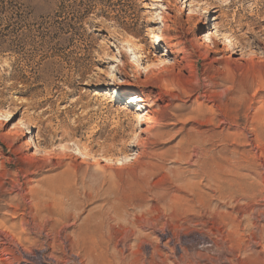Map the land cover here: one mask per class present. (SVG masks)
<instances>
[{"label": "rangeland", "instance_id": "rangeland-1", "mask_svg": "<svg viewBox=\"0 0 264 264\" xmlns=\"http://www.w3.org/2000/svg\"><path fill=\"white\" fill-rule=\"evenodd\" d=\"M235 20L245 26L235 27L238 35L262 49L264 0H0V113L9 107L14 117L0 126V193H7L0 197V264H13L18 246L34 255L32 264L40 247L47 248L45 261L51 264H133L138 258L146 264H264V250L250 247L248 228L264 209V66L256 57L247 63L248 54L201 57L203 37ZM130 44L144 51L142 61ZM171 44H179L175 50L182 53H173ZM176 57L186 60L180 61L186 68L181 75ZM225 58L236 59L229 70L243 86L238 106L224 112L228 123L215 131L217 163L190 145L183 156L187 135L203 147L205 129L186 122L202 99L195 94L171 100L160 93H177L180 82L187 89L191 66L202 82L208 66L222 69ZM121 59L131 67L108 77ZM147 70L152 75L146 82ZM225 86L231 85L218 93ZM25 109L28 130L23 127L10 148L2 135L12 132ZM36 125L47 141L40 150L54 148L53 160H26L36 155ZM64 134L128 160L121 166L93 162L71 150L57 165L59 147L72 143L51 148L50 136ZM213 172H220L218 180ZM56 182L57 190L37 202L27 197L31 189ZM231 219L239 229L227 226ZM257 223L264 227L262 220ZM230 239L250 245L238 250Z\"/></svg>", "mask_w": 264, "mask_h": 264}, {"label": "bare ground", "instance_id": "bare-ground-1", "mask_svg": "<svg viewBox=\"0 0 264 264\" xmlns=\"http://www.w3.org/2000/svg\"><path fill=\"white\" fill-rule=\"evenodd\" d=\"M199 4V3H198ZM205 9H202L201 11H203ZM234 18H232L233 20ZM231 22V21H230ZM250 25V24H249ZM248 25V26H249ZM252 26V25H251ZM235 27H237V29H242L243 27H245L244 25L242 26L241 23L239 21H233L231 23H228V24H225V25H221V26H218L215 28V32L213 35H211L209 38H206V37H203V42H202V45L200 46L204 52H203V56L202 59L203 60H207V58L210 56V55H219V54H225V53H230L231 56H237L239 54L240 56V59L246 55L245 54H248V55H252V58H246L248 59L247 60V63H250V64H253L254 63V59L255 57L262 63V66L263 63H264V38L262 36V40L259 41V43L263 46L262 49H260V45L259 44H256V43H253V42H249L247 41L246 39H243L241 36L238 35V33L235 31ZM261 33V32H260ZM222 42V44H221ZM129 44V43H128ZM180 44V43H179ZM179 44H171L170 47L171 49H174L173 53H175L176 55H179L182 53L181 50H175ZM222 45V49L220 50V46ZM253 46H255L254 48H257V50H261L262 51V57H258L257 55H255V53L252 51V48ZM130 47L132 48V50L137 53L139 56H140V61L143 60V57H141V51L142 49L137 47V45L135 44H130ZM129 49V47H128ZM144 53V51H142ZM260 54V55H261ZM224 56H222L221 58H223ZM254 57V58H253ZM128 58V57H127ZM226 59V58H225ZM244 59V60H246ZM220 60V59H219ZM226 65H224V67L222 69H216L215 67H212V65L210 64L208 66V68L206 69V75L205 76V79L201 82L200 78H199V75H198V72L196 70V68L194 67H189V81H188V88H184L183 86H180V84L184 83V82H180L179 85H177V93L175 91H171V92H165V93H160V95H165L169 98H171V100H181V99H190L193 95L197 94V99H202V105H200L199 107H197L196 109H193L189 114L191 116L187 117L186 119V122L189 124H195L197 126L198 129H205L200 135L201 136H204V142L202 141V145L203 146L202 148L200 147L198 141H196V137L195 135H187L185 139H183L182 142L183 143V149L181 154L184 156L185 152H187V147L188 145H190L192 148H193V151L199 156V157H203L204 156H212V158H214V162L217 163L215 161V156H217V152L213 149L214 148V144L217 142L215 139L218 138V132L216 133V129H218L221 125H225L226 123H228L227 121L229 119H227L226 115H225V111L228 109V108H235L236 106H238V101L237 99H240V98H237L236 99V96L239 95L241 92L239 89H241L240 87H242L241 85H239V83L235 84L234 80L232 81L233 79V75H232V71L229 70V64L232 62H235L236 59H234L233 61L230 60V59H226ZM243 60V62H245ZM257 60V61H258ZM181 62H186L185 58L184 57H176L175 58V62H176V66L179 68L178 70V73L181 75V72L183 70H185V66L184 67H180L179 65L181 64ZM225 61V60H224ZM242 61V60H241ZM213 62H217L216 59L213 61ZM223 62V61H222ZM258 62V63H260ZM257 63V64H258ZM131 63H129L128 60H125L123 61L122 59L118 61L117 63V66L115 67V69H113L112 71H107L106 73L108 74V77L110 78H117L118 76L122 75L123 71H125L127 69V67H131L130 65ZM173 65V64H172ZM175 65V64H174ZM221 65V64H220ZM240 65V64H239ZM244 65V64H242ZM259 65V64H258ZM261 65V64H260ZM257 66V65H256ZM175 67V66H174ZM173 67V68H174ZM217 68H220V67H217ZM255 68V67H254ZM132 70V69H131ZM249 70V69H248ZM151 70H147V73L145 74V81L147 82L148 80L151 79ZM174 73V72H173ZM251 73V72H250ZM136 75V73H135ZM150 75V76H149ZM178 75V74H176ZM179 76V75H178ZM107 77V78H108ZM181 77V76H180ZM109 78V79H110ZM138 79V78H137ZM179 79H182V78H179ZM200 79V80H199ZM231 79V81H230ZM247 79V78H246ZM182 81V80H181ZM246 81V80H245ZM230 83L231 86H229L228 88H226L227 86H225L226 89L223 90L222 93H218L217 89L220 88V87H223L224 84H227V83ZM184 85V84H183ZM176 86V85H175ZM156 88V86H155ZM245 88V86H244ZM157 89H159L157 87ZM162 90V89H161ZM244 93V92H243ZM242 96V95H241ZM242 99V98H241ZM246 100V99H245ZM250 100V99H249ZM138 102H143L141 101V99H139ZM208 105H210V107H208ZM26 110V111H25ZM23 114L19 117L18 119V122L16 124V126L12 129V132L8 133V134H4L2 135V137L8 142V144L10 145V148H13L15 147L16 144H18L20 138L22 137L21 136V132L20 130L23 129V127H25V122H27V119L29 117L28 113H27V109H25ZM234 110V109H233ZM232 110V111H233ZM236 110V109H235ZM229 111V110H228ZM259 113V112H258ZM257 113V115H258ZM6 115L5 118H8L6 119L3 123H0V126H6L8 123H10L14 117H13V111L12 109H10L9 107H7L6 109L4 108L2 110V113H0V117H2L3 115ZM236 115V114H235ZM260 116V114H259ZM222 117L225 119V120H222ZM160 118H164V116H161ZM150 120L152 121H155L156 119H152V118H149ZM235 119V118H234ZM147 120V119H146ZM258 120V119H257ZM259 121V120H258ZM40 124L42 125V123L40 122ZM234 124V123H233ZM37 129H38V133L36 135L37 137V141H38V145L34 146V148L36 149V155H27V158L26 160L30 161V162H33V161H37V160H53L52 158L54 157L55 154H53L52 152L55 151L54 148H53V144L55 143H59V144H62V143H72V146L69 147V146H61L59 147L60 149V152H61V158L58 159V162L56 163L57 165H60L61 164V160H63L62 158H65L67 156H69L67 153L69 151H74L76 156L78 158H82L83 160H88V161H93L95 162L97 159L100 160L101 162L103 163H107V164H116V165H122V161H126L128 160V156H124L122 158V160L120 159H115L113 158L114 156L111 155L109 152H107V149L106 147H99L101 149H97V151H94L92 150V148L88 147V146H85L81 143H79V141L73 139V138H69L67 137L66 134L64 135H60V136H50V141L52 142V151H48L47 149H42L40 150V144H43V146H45L47 144V141L45 139H43V132L42 130L44 129L43 127H40V126H37ZM26 128V127H25ZM262 128V127H261ZM24 130V129H23ZM25 130H28V128H26ZM67 132V131H66ZM26 134H29V132H27ZM69 134V133H68ZM195 134V133H194ZM197 134V132H196ZM69 136V135H68ZM239 136V135H238ZM258 139V138H257ZM256 139V140H257ZM238 140V139H237ZM113 142V141H112ZM219 142V141H218ZM115 143H112V147L114 146ZM181 144V143H180ZM242 144V143H241ZM182 145V144H181ZM216 145V144H215ZM245 145V144H244ZM104 146V145H103ZM106 146V145H105ZM137 146V145H135ZM109 147V146H108ZM110 148V147H109ZM106 149V150H105ZM258 149V148H257ZM110 150V149H109ZM55 153V152H54ZM72 153V152H71ZM188 153V152H187ZM194 154V155H196ZM212 154V155H211ZM221 154V153H220ZM181 155V156H182ZM261 155V154H260ZM180 156V154H179ZM178 156V157H179ZM207 156V157H208ZM73 157V156H72ZM188 157V156H187ZM197 157V156H195ZM206 157V158H207ZM69 158V157H68ZM184 158V157H183ZM191 156L189 157V160H190ZM260 159V158H259ZM56 160V159H55ZM97 160V161H98ZM217 160V158H216ZM244 160V159H243ZM196 161V160H195ZM208 161V160H207ZM47 162V161H46ZM213 162V161H212ZM213 162V163H214ZM97 163V162H96ZM204 163V162H203ZM208 163V162H207ZM211 163V162H210ZM197 164V162H196ZM206 165V164H205ZM209 165V164H207ZM211 165L213 166V164L211 163ZM220 165V164H219ZM219 165H215L217 167H219ZM55 166V165H54ZM235 166V165H234ZM58 167V166H57ZM195 167V166H194ZM199 167V166H198ZM206 167V166H204ZM203 167V168H204ZM208 167V166H207ZM246 167V166H245ZM239 168V167H238ZM200 169V168H199ZM206 169V168H205ZM218 169V168H216ZM220 169V167H219ZM218 169V170H219ZM262 169V168H261ZM201 171V170H200ZM204 171V170H203ZM199 172V171H198ZM207 172V171H206ZM218 172V171H216ZM215 172V173H216ZM221 172V170H220ZM220 172L219 173H216V174H219L220 176ZM214 174H211L212 176L216 175ZM228 174V173H227ZM210 175V176H211ZM240 176V175H239ZM217 180L220 178V177H217ZM203 178V177H202ZM207 178V177H206ZM215 178V180H216ZM234 178V177H233ZM213 179L214 180V177L213 178H210V180ZM201 180V179H200ZM208 180V179H207ZM209 181V180H208ZM211 182H213L211 180ZM216 182V181H215ZM217 182H220V181H217ZM221 183V182H220ZM229 183V182H228ZM210 184V183H209ZM213 184V183H212ZM215 184V183H214ZM219 184V183H218ZM235 184V183H234ZM192 185V184H191ZM20 186V185H19ZM57 186V187H56ZM59 186V182H56V184H54L53 186H48V188L43 189V190H33V191H29V193L27 194V197L29 196L31 198V201H35L37 202L39 200V198L41 196H45V195H48L49 192H54L57 190ZM218 186V185H217ZM55 187H56V190H55ZM194 187V186H193ZM19 188V187H18ZM245 188V187H244ZM216 189V188H215ZM219 189V188H218ZM20 190V188H19ZM45 190V191H44ZM14 191V190H13ZM59 191V190H58ZM216 191H219V190H216ZM237 191V190H236ZM261 191V190H259ZM11 192V190H10ZM9 193V191H8ZM222 193V192H221ZM241 194L243 192H240ZM259 193V192H258ZM1 194V193H0ZM17 196H18V193H16ZM91 194V193H89ZM7 193L5 195H0V197H3L5 199ZM22 195V194H21ZM195 195V194H194ZM243 195V194H242ZM229 196V195H228ZM231 196V195H230ZM256 196V195H255ZM22 197V196H21ZM26 197V196H25ZM225 197V196H224ZM235 197H238V196H235ZM233 196V198H235ZM23 200L25 201L26 198H24V196L22 197ZM219 198V197H218ZM228 198V197H227ZM232 198V200H233ZM246 198V197H245ZM201 199V198H200ZM1 200V199H0ZM21 200V198H20ZM22 201V200H21ZM235 201V199H234ZM33 202V203H35ZM200 203V202H199ZM24 205V204H23ZM200 206V205H199ZM204 206V205H203ZM258 206V205H257ZM264 206V204H263ZM199 208V207H198ZM24 210V209H23ZM254 210V209H253ZM264 209H262L261 211H257V217H254V222L251 223L248 228L250 226H252V233L250 232V230H248L249 233H251L249 236H250V241L252 243V245L250 246L251 248L253 249H256L258 247H261L263 250H264V227L262 228H259L258 226V223H260V221L262 220L264 222ZM255 212V211H254ZM253 213V212H252ZM29 216V215H28ZM25 217V216H24ZM40 217V216H39ZM44 217V216H43ZM230 217V216H229ZM235 217V216H234ZM28 218V217H27ZM252 218V217H251ZM250 219V217H249ZM248 219V220H249ZM229 222V221H228ZM248 222V221H247ZM251 221H249L250 223ZM27 223V222H25ZM42 224V223H41ZM226 225V224H225ZM12 226V225H11ZM228 227L232 228V229H237L238 228V225L232 221V219L230 220V222L227 224ZM264 226V225H262ZM13 227V226H12ZM154 227V226H153ZM175 229V228H174ZM239 229V228H238ZM254 230H261V234H256L257 232H254ZM49 230V229H48ZM43 231V230H42ZM158 231V230H157ZM258 231V232H259ZM230 232V231H229ZM240 232V231H239ZM234 234H237L236 231H233ZM87 234V233H86ZM228 234V233H227ZM233 234V235H234ZM247 234V233H246ZM85 235V234H84ZM162 235V234H161ZM165 235V234H164ZM231 235V234H230ZM238 235V234H237ZM243 235V234H242ZM248 236V237H249ZM174 237V236H173ZM167 238V237H166ZM165 239V238H164ZM243 239V238H242ZM27 240V239H25ZM142 240V239H141ZM140 240V241H141ZM159 240V239H158ZM160 241V240H159ZM236 241V240H235ZM234 240L230 239L229 242L231 243V246H233L232 244H234L238 250H241L240 248L242 247V245L240 246L239 245V241L238 242H235ZM28 243V242H27ZM39 243V242H38ZM160 243V242H159ZM187 243V242H186ZM245 243V242H243ZM145 244V243H144ZM150 244V243H149ZM249 244V243H247ZM247 244L243 245V246H246L247 247ZM17 245V243H16ZM146 245V244H145ZM166 245V244H165ZM230 245V244H229ZM250 245V244H249ZM164 246V245H163ZM169 246V245H168ZM167 246V247H168ZM20 247L19 249H17L16 251V254H17V259H15V263L17 264H32L31 262H29V260H31V258H34L33 256H31V252L30 251H27V249L25 250L24 247L21 248V246H18ZM147 247V246H146ZM166 247V246H165ZM164 247V249H165ZM236 247H234L236 249ZM61 248V247H60ZM212 248V247H211ZM209 248L207 249L208 251H211L212 249ZM233 248V247H232ZM246 249V248H245ZM244 249V250H245ZM261 249V250H262ZM173 250V249H172ZM184 250V249H183ZM217 250V249H216ZM220 250V249H219ZM230 250V249H229ZM237 250V251H238ZM6 251V250H4ZM247 251V250H246ZM251 251V250H250ZM249 251V252H250ZM15 252V251H14ZM154 253V251H152ZM157 252V251H156ZM155 252V253H156ZM214 252V251H213ZM238 252H242V251H238ZM248 252V251H247ZM246 252V253H247ZM248 252V254H249ZM254 252V251H253ZM33 253V252H32ZM36 253L38 256L37 258V264H51L49 262H46L45 261V257H46V253H47V248L45 247H40L38 249H36ZM171 253V252H170ZM227 253H230L227 252ZM73 256L74 254L71 253ZM70 254V255H71ZM172 254V253H171ZM185 254V253H184ZM212 254V253H211ZM219 254V253H218ZM244 256L246 255L245 254V251H244ZM250 254H252L250 252ZM4 255V254H3ZM9 255V254H8ZM69 255V256H70ZM80 255V254H79ZM113 255V254H112ZM155 254H153L154 256ZM253 255V254H252ZM256 255V254H255ZM262 255V254H261ZM107 256V255H106ZM180 256V255H179ZM182 256V255H181ZM224 255H222L223 257ZM229 256V254H228ZM248 256V255H246ZM250 256V255H249ZM10 257V256H9ZM11 257H14V254H12ZM76 258L77 255L75 256ZM99 257V256H98ZM156 257V256H155ZM154 257V259H155ZM221 257V256H220ZM220 257H218L215 261L216 262H219L220 260ZM221 257V258H222ZM238 257V256H237ZM49 258V257H48ZM47 258V259H48ZM73 258V257H71ZM117 258V257H116ZM134 258V256H133ZM177 258V257H176ZM179 258V257H178ZM182 258V257H181ZM185 258V257H184ZM232 258V256H231ZM253 258V256L251 257V259ZM10 259V258H9ZM13 259V258H12ZM74 259V258H73ZM110 259V258H109ZM122 259V258H121ZM145 259V258H144ZM188 259V258H187ZM246 259V258H245ZM5 261L7 259H4ZM48 260H51L54 262L55 259L53 258H49ZM123 260V259H122ZM152 260V259H150ZM174 260V259H173ZM184 260V259H183ZM182 260V261H183ZM257 260V259H256ZM9 263L11 262V260H8ZM14 261L12 260V263L14 264ZM34 261V260H33ZM50 261V262H51ZM71 261V260H70ZM142 260H139L136 259L135 261L133 260V264H146L145 262L141 263ZM154 261V260H153ZM177 261V260H176ZM61 262V261H60ZM78 262V261H77ZM140 262V263H139ZM147 262V261H146ZM178 262V261H177ZM192 261L188 262V263H191ZM212 262V261H211ZM215 262V263H216ZM34 263V262H33ZM58 263H59V260H58ZM71 263V262H70ZM116 263V262H115ZM149 263V262H147ZM156 263V262H155ZM186 263V262H185ZM187 263V264H188ZM223 263V262H222ZM7 264V263H6ZM35 264V263H34ZM65 264V262H64ZM76 264V263H75ZM81 264V263H80ZM91 264V263H90ZM151 264V263H150ZM153 264V263H152ZM181 264V263H180ZM183 264V263H182ZM206 264V263H205Z\"/></svg>", "mask_w": 264, "mask_h": 264}]
</instances>
